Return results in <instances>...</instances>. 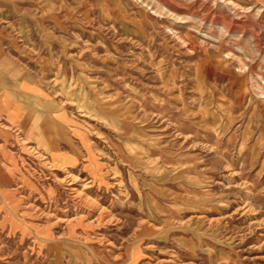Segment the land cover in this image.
Returning <instances> with one entry per match:
<instances>
[{"label":"rangeland","instance_id":"rangeland-1","mask_svg":"<svg viewBox=\"0 0 264 264\" xmlns=\"http://www.w3.org/2000/svg\"><path fill=\"white\" fill-rule=\"evenodd\" d=\"M0 2L49 100L12 127L0 264H264V0Z\"/></svg>","mask_w":264,"mask_h":264},{"label":"crops","instance_id":"crops-1","mask_svg":"<svg viewBox=\"0 0 264 264\" xmlns=\"http://www.w3.org/2000/svg\"><path fill=\"white\" fill-rule=\"evenodd\" d=\"M1 9L0 2V161L5 166L3 169L5 173L0 175V179L2 182L8 180L24 182L29 179L26 165L29 164L28 160L32 161V158L25 152V147L19 145L16 141V136L11 132L12 127L18 129L20 126H24L28 130L26 122L29 113L33 111V99L37 98L41 102H48L49 100L47 98L48 93L43 91L42 88L40 91L28 79H22L20 83L17 80L14 81L13 78L18 69L15 67V62L11 61L9 53H6L2 49ZM73 128L75 134L76 127L73 126ZM76 139L78 138L76 137ZM72 150L73 155L69 154L63 158V162L66 161V164L79 159L78 156L80 153H77V151L80 152L81 150V140L78 141L77 145L72 146ZM1 196L3 197L5 195L1 194ZM1 202L7 209L5 213L6 220L7 218L8 220L11 219L14 225H16L15 227L21 228V230L23 229L22 233L26 234L28 227H21V225H26L24 216L26 211L17 212L18 207L12 209L14 207V201L11 202V199L6 197H3ZM29 207L30 205L27 203L26 208ZM40 235L42 239L52 238L50 231H46Z\"/></svg>","mask_w":264,"mask_h":264},{"label":"bare ground","instance_id":"bare-ground-1","mask_svg":"<svg viewBox=\"0 0 264 264\" xmlns=\"http://www.w3.org/2000/svg\"><path fill=\"white\" fill-rule=\"evenodd\" d=\"M77 191V190H76ZM76 194V193H75ZM75 197V196H74Z\"/></svg>","mask_w":264,"mask_h":264}]
</instances>
